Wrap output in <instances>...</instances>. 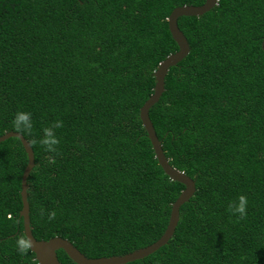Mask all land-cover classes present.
<instances>
[{"label": "trees", "instance_id": "16d2710c", "mask_svg": "<svg viewBox=\"0 0 264 264\" xmlns=\"http://www.w3.org/2000/svg\"><path fill=\"white\" fill-rule=\"evenodd\" d=\"M204 2L0 0V136L18 132L34 152L35 239L62 237L101 258L163 235L184 186L159 165L140 109L158 66L178 51L171 12ZM178 27L190 53L169 69L149 117L196 192L169 242L127 264H264V0H219ZM17 112L31 114L30 132L13 127ZM56 121L58 144L46 151L39 141ZM27 162L18 138L0 142V264H39L20 216ZM239 196L238 218L229 205Z\"/></svg>", "mask_w": 264, "mask_h": 264}, {"label": "water", "instance_id": "95a60500", "mask_svg": "<svg viewBox=\"0 0 264 264\" xmlns=\"http://www.w3.org/2000/svg\"><path fill=\"white\" fill-rule=\"evenodd\" d=\"M218 1L219 0H205L204 4L201 6L184 5L175 8L171 12L168 18V27L173 40L178 46V51L168 56L158 66L154 73V93L140 109V120L151 142L159 165L172 181H176L184 186V190L171 206L169 222L165 232L155 243L122 256L88 258L65 238L53 237L48 240L35 239L31 231L27 193V179L35 165L34 152L29 141H27L24 136L18 132L9 131L0 136V142H4L9 138H18L27 154L28 162L21 180L22 209L20 211V216L23 218L24 234L29 244V248L34 253L39 264H61L57 254L59 250H62L67 257L76 264H127L144 259L145 257L155 253L161 247L166 245L172 238L180 219V208L194 196L196 192V185L192 178L173 168L169 164V161L162 149L161 141L158 139L154 126L150 120L149 111L156 103L159 102L165 91V78L169 69L178 65L190 53V46L187 38L178 27V19L180 17H200L214 9L217 6ZM262 47L264 49V39Z\"/></svg>", "mask_w": 264, "mask_h": 264}, {"label": "clouds", "instance_id": "9594fccd", "mask_svg": "<svg viewBox=\"0 0 264 264\" xmlns=\"http://www.w3.org/2000/svg\"><path fill=\"white\" fill-rule=\"evenodd\" d=\"M13 127L24 132H30L32 128L31 114L26 112H17L13 116ZM61 126L60 121H56L49 128L43 129V137L40 139V143L44 146L46 151L53 152L56 150L55 146L58 144V139L55 135L54 129ZM247 201L244 196H239L237 200L229 205V210L237 215L238 218L242 217L246 211ZM52 214H50L51 217ZM23 244V242H22ZM26 247V244H24Z\"/></svg>", "mask_w": 264, "mask_h": 264}]
</instances>
